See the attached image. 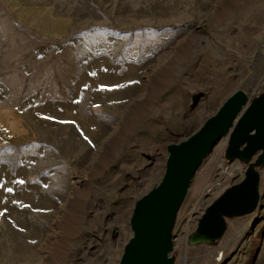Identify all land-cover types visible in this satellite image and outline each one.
I'll list each match as a JSON object with an SVG mask.
<instances>
[{
	"label": "rangeland",
	"instance_id": "1",
	"mask_svg": "<svg viewBox=\"0 0 264 264\" xmlns=\"http://www.w3.org/2000/svg\"><path fill=\"white\" fill-rule=\"evenodd\" d=\"M18 1L39 8L41 31L0 2V108L18 128L0 136V264H120L168 146L234 92H264V0ZM229 142L191 184L175 264H264V167L260 208L229 219L215 244L189 243L245 178L247 165L225 158Z\"/></svg>",
	"mask_w": 264,
	"mask_h": 264
},
{
	"label": "water",
	"instance_id": "2",
	"mask_svg": "<svg viewBox=\"0 0 264 264\" xmlns=\"http://www.w3.org/2000/svg\"><path fill=\"white\" fill-rule=\"evenodd\" d=\"M200 96H195L197 103ZM230 136L225 158L247 165L242 182L227 189L199 219L189 243L215 244L229 219L254 214L261 205L260 170L264 167V92L251 99L240 90L187 139L167 148L165 174L154 189L139 196L131 218L133 237L120 264H175L173 231L191 184L217 144Z\"/></svg>",
	"mask_w": 264,
	"mask_h": 264
},
{
	"label": "crops",
	"instance_id": "3",
	"mask_svg": "<svg viewBox=\"0 0 264 264\" xmlns=\"http://www.w3.org/2000/svg\"><path fill=\"white\" fill-rule=\"evenodd\" d=\"M7 6L9 5L12 9V11L15 13V18L18 22L23 23L27 25L32 31H35L37 34H40V10L39 8H24L18 0H0ZM56 19H52V28L53 31L51 30L52 28H44L46 29L45 31L51 30L49 33H53L55 35V25L57 21ZM64 22L60 21L59 24L62 25ZM13 119L14 115L11 111L7 109H2L0 108V136L1 134H8V132L14 133L15 130L18 128H13ZM12 124V125H11ZM12 126V127H10ZM17 127V126H16Z\"/></svg>",
	"mask_w": 264,
	"mask_h": 264
}]
</instances>
